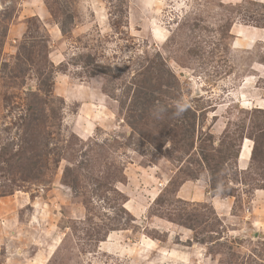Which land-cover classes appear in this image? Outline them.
<instances>
[{"label":"rangeland","instance_id":"rangeland-1","mask_svg":"<svg viewBox=\"0 0 264 264\" xmlns=\"http://www.w3.org/2000/svg\"><path fill=\"white\" fill-rule=\"evenodd\" d=\"M151 90L189 102L159 128L192 148L128 124ZM258 102L264 0H0V264H264V180L236 164L214 194L199 154Z\"/></svg>","mask_w":264,"mask_h":264},{"label":"trees","instance_id":"trees-1","mask_svg":"<svg viewBox=\"0 0 264 264\" xmlns=\"http://www.w3.org/2000/svg\"><path fill=\"white\" fill-rule=\"evenodd\" d=\"M61 33H64L66 30L62 24L60 26ZM5 32H3L2 37L4 36ZM23 49L24 47H20ZM20 49V51H21ZM45 51V48H43ZM42 50V52H43ZM18 54V61H21V57ZM41 60H46V54H41L40 56ZM27 61H30L29 58L26 57ZM37 78H43V75L47 77V79L50 78L51 70L46 66V63L42 64V66L38 69H36ZM94 73V72H93ZM40 82H43V80H40ZM154 90H151L149 93L146 92L145 95L142 96V101L145 103V106H142L140 104L137 108V114L135 116L129 115L130 118H128V124L134 129L137 130L139 134L144 136L155 148H160L165 143V141L170 142L172 145L178 147L181 151H186L187 149H190L193 147L194 143V131H188L186 124H183L181 127H178L180 130V135H178V138H169V136L164 135V130L167 127V129L172 130L171 127L177 126L178 122L182 123L185 121L183 118H174L172 116L173 106L169 109V107H166L168 109V112L165 113L163 116L166 119L167 125L165 128H159V125L162 124V119H156L152 115V109L155 106V104L152 102L155 99H159L153 94ZM138 98V97H137ZM149 103V104H148ZM152 103L153 105H151ZM27 112L30 115V112L32 113L31 119H30V128H27L26 130L30 131H37V129L40 127L42 128L43 123L37 121L38 119L33 116V105L28 104L27 106ZM259 112L261 113V122L256 123L253 118H251V114ZM247 113L250 114V118L248 120V124L244 123V120L240 122V124H236V128L232 131H230V128H226L223 134L224 139L219 142L220 149L215 148L212 145V149L216 151V153L208 154L203 153L202 146L199 145L200 150L199 154L201 155L202 161L205 163L209 178H210V184H211V191L214 192L220 183L224 185V180L229 175V171L231 173L237 172V157L239 148L241 145V142L244 138L249 139L251 144V150H250V156H249V166H247L245 169H242L241 171H245L256 168L255 174L259 176L262 180H264V109L259 107H253L250 109V111H247ZM193 115L195 116V113L193 112ZM29 116V117H30ZM28 117V118H29ZM185 117V116H184ZM177 123V124H176ZM159 128V129H157ZM153 129V130H150ZM39 132V131H38ZM226 138V139H225ZM200 141H202L200 139ZM213 143V142H212ZM222 146V147H221ZM37 145L33 140L31 139L28 141L27 151L32 153L35 151ZM34 155V154H33ZM32 155V156H33ZM37 155V154H35ZM33 157H30V159ZM38 169L36 167V162L29 161L28 169L29 172L33 169ZM240 171V170H239ZM73 187V186H72ZM257 188L264 189V185H260ZM113 191L115 189L113 188ZM8 193L9 190H8ZM7 193V194H8ZM220 193H225L226 195H230V192H225L223 190H220ZM215 194V192H214ZM157 196L155 198V201L157 202L159 200ZM165 218L169 221L175 222L177 224L185 225L188 228H192L190 225L183 224L179 220V217H175L171 214H168L165 216Z\"/></svg>","mask_w":264,"mask_h":264},{"label":"clouds","instance_id":"clouds-1","mask_svg":"<svg viewBox=\"0 0 264 264\" xmlns=\"http://www.w3.org/2000/svg\"><path fill=\"white\" fill-rule=\"evenodd\" d=\"M190 108V104L188 101L180 99L175 102L173 105V111H172V116L174 118H181L187 112ZM168 112V109L161 104H157L153 107L152 109V115L156 119H162L165 113Z\"/></svg>","mask_w":264,"mask_h":264},{"label":"bare ground","instance_id":"bare-ground-1","mask_svg":"<svg viewBox=\"0 0 264 264\" xmlns=\"http://www.w3.org/2000/svg\"><path fill=\"white\" fill-rule=\"evenodd\" d=\"M237 33H238V35L241 34L242 36H244L243 35L244 33L242 31H240V30H238ZM256 106L259 107V108L264 109V104L262 102H258ZM247 141L249 142V139L244 138L243 141H242L243 144L241 143L243 148L239 152L240 154L238 156V159H239L241 165H244L245 162L249 159L251 146H250V143L247 144Z\"/></svg>","mask_w":264,"mask_h":264},{"label":"crops","instance_id":"crops-1","mask_svg":"<svg viewBox=\"0 0 264 264\" xmlns=\"http://www.w3.org/2000/svg\"><path fill=\"white\" fill-rule=\"evenodd\" d=\"M249 143H250V146H251L252 142L250 140H249ZM248 162H249V160L242 166V165L239 164V160H237V167L239 168V170L245 169L248 166ZM260 191H264V190L263 189H255L254 190V192H257V193L260 192ZM211 199H214V197H211ZM223 199H229V196H226ZM212 201L214 203V200H212ZM215 207H217V206L215 205Z\"/></svg>","mask_w":264,"mask_h":264}]
</instances>
